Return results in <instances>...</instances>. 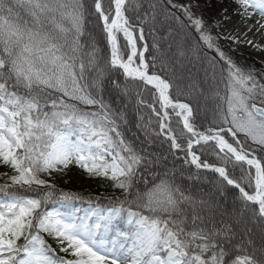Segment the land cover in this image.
I'll use <instances>...</instances> for the list:
<instances>
[{"label":"snow or ice","instance_id":"snow-or-ice-1","mask_svg":"<svg viewBox=\"0 0 264 264\" xmlns=\"http://www.w3.org/2000/svg\"><path fill=\"white\" fill-rule=\"evenodd\" d=\"M218 10L264 30V0H0V264H264V60Z\"/></svg>","mask_w":264,"mask_h":264},{"label":"rangeland","instance_id":"rangeland-1","mask_svg":"<svg viewBox=\"0 0 264 264\" xmlns=\"http://www.w3.org/2000/svg\"><path fill=\"white\" fill-rule=\"evenodd\" d=\"M228 15L229 18L224 20L221 27L214 29V35L219 34L221 37H227L228 34H232L239 37L238 43H233L231 40L227 39L229 42L219 41L220 46L223 50L228 52L229 55L233 57L240 64H253L254 62L257 63V66L261 60H264V53L256 51L254 48L250 47L245 40H254L256 43L264 44V30L261 32H249L248 35L245 37L242 35L244 31H246V24L242 21L239 17H237L234 12L232 13H224L223 10L221 12L213 11V12H204L205 19L212 21V20H221L222 16ZM255 19H259V17H254ZM253 21H248L247 24H252ZM225 39V38H224ZM203 104L205 101L202 97H199ZM207 105L210 108L212 106L211 100L207 101ZM0 171H4L3 168H0ZM75 177L78 180L79 185H84L86 182L81 174L79 168L72 167L70 168L65 175H61L57 177L56 183L66 181L69 177ZM206 190V189H205Z\"/></svg>","mask_w":264,"mask_h":264},{"label":"trees","instance_id":"trees-1","mask_svg":"<svg viewBox=\"0 0 264 264\" xmlns=\"http://www.w3.org/2000/svg\"><path fill=\"white\" fill-rule=\"evenodd\" d=\"M105 4H107V0H105ZM97 33L99 32V29L96 30ZM149 42L151 41V37H148ZM197 99L199 100V102L201 104H203V101L197 97ZM212 105H213V101H211ZM212 107V106H211ZM211 107L209 108V118H210V113H211ZM173 126H176V121H173ZM132 131L133 132H137V129H135L134 127H132ZM139 134V133H138ZM81 171V174L84 178V181L86 182L84 185H79L77 182L78 180L75 177H69L67 179V181L65 182H61V183H56L57 186L59 188H62L65 191H71V192H77V193H81L85 196L91 194V195H105V196H110L113 193V190L109 187L106 186V182L100 181L98 179H90L89 177H87V175L85 173ZM209 177H211V174H208ZM105 185V186H102ZM204 188L206 190H208L210 188V185H208L207 183L204 184ZM118 194V193H117Z\"/></svg>","mask_w":264,"mask_h":264},{"label":"bare ground","instance_id":"bare-ground-1","mask_svg":"<svg viewBox=\"0 0 264 264\" xmlns=\"http://www.w3.org/2000/svg\"><path fill=\"white\" fill-rule=\"evenodd\" d=\"M215 12V11H214ZM218 12H221V10H218ZM229 13H232L231 11ZM229 35V34H228ZM221 41L229 42L227 39L222 38ZM220 41V42H221Z\"/></svg>","mask_w":264,"mask_h":264}]
</instances>
